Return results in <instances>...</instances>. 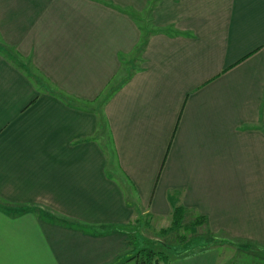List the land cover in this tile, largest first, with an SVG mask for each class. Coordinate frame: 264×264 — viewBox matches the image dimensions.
<instances>
[{"label":"crops","instance_id":"1","mask_svg":"<svg viewBox=\"0 0 264 264\" xmlns=\"http://www.w3.org/2000/svg\"><path fill=\"white\" fill-rule=\"evenodd\" d=\"M0 207V264H134L175 207L264 248V0H0Z\"/></svg>","mask_w":264,"mask_h":264},{"label":"rangeland","instance_id":"2","mask_svg":"<svg viewBox=\"0 0 264 264\" xmlns=\"http://www.w3.org/2000/svg\"><path fill=\"white\" fill-rule=\"evenodd\" d=\"M133 65L134 63L128 68L132 69ZM0 209L6 208L0 207ZM171 221L172 219L169 222L166 219L159 221L141 216V218L131 222L129 231H127L129 233V255L133 256L135 251L145 247L144 238H146L159 243L154 246L156 251H162L164 246L174 248L173 251H169L172 259L214 247L216 254L220 256L218 264H264V248L247 244L244 241L236 243V245L233 244L235 247L220 245L221 243H226L227 245L232 243L226 240L223 241L220 235L209 231V227L206 224L195 228V220L189 218L184 221L182 229L162 233V230L171 227ZM248 245L251 246L247 248Z\"/></svg>","mask_w":264,"mask_h":264},{"label":"trees","instance_id":"3","mask_svg":"<svg viewBox=\"0 0 264 264\" xmlns=\"http://www.w3.org/2000/svg\"><path fill=\"white\" fill-rule=\"evenodd\" d=\"M184 216V209L181 207H175L172 216L171 227L164 229L161 232L168 233L171 232V230L177 231V229H182L184 227ZM204 223V218H198L194 222V227L198 228ZM144 243L145 247L135 251V254L128 258V263L134 262V264H172L171 253L169 251H173L174 248H168L167 246H164V249L162 251H156L154 246L158 245V242L144 238ZM172 253L175 254L174 252ZM189 255L191 256V254Z\"/></svg>","mask_w":264,"mask_h":264}]
</instances>
